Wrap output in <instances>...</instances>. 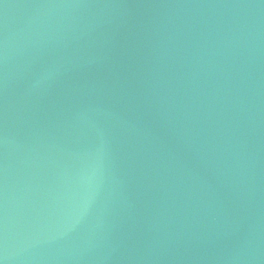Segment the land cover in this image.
Masks as SVG:
<instances>
[{"label": "water", "instance_id": "water-1", "mask_svg": "<svg viewBox=\"0 0 264 264\" xmlns=\"http://www.w3.org/2000/svg\"><path fill=\"white\" fill-rule=\"evenodd\" d=\"M0 264H264V0H0Z\"/></svg>", "mask_w": 264, "mask_h": 264}]
</instances>
